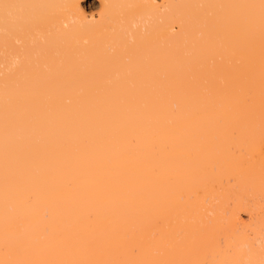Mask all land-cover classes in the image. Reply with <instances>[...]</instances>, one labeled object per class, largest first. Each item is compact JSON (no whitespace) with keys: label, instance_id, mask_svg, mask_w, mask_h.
Wrapping results in <instances>:
<instances>
[{"label":"bare ground","instance_id":"bare-ground-1","mask_svg":"<svg viewBox=\"0 0 264 264\" xmlns=\"http://www.w3.org/2000/svg\"><path fill=\"white\" fill-rule=\"evenodd\" d=\"M98 1L0 0V264H264V0Z\"/></svg>","mask_w":264,"mask_h":264},{"label":"rangeland","instance_id":"rangeland-1","mask_svg":"<svg viewBox=\"0 0 264 264\" xmlns=\"http://www.w3.org/2000/svg\"><path fill=\"white\" fill-rule=\"evenodd\" d=\"M158 2L162 3V2H164V0H158ZM82 3H84L86 12H88V14H90V15H96L97 12H99V10H100V1H98V0H82ZM242 216H243L242 218L248 222V220H249L248 214L242 213ZM249 222H250V220H249Z\"/></svg>","mask_w":264,"mask_h":264}]
</instances>
